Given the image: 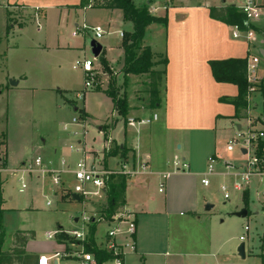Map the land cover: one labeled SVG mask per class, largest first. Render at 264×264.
<instances>
[{
    "label": "crops",
    "instance_id": "obj_1",
    "mask_svg": "<svg viewBox=\"0 0 264 264\" xmlns=\"http://www.w3.org/2000/svg\"><path fill=\"white\" fill-rule=\"evenodd\" d=\"M88 1L8 0L9 9H0V40L3 38L0 44L4 47L2 55L7 61L11 55H19L23 67L19 73L7 70L6 79L15 82L16 85L12 88L17 89H8L6 92L57 91L60 99L67 92L72 94L70 101L74 102L70 106L74 116L70 122L61 124V136L50 142L46 139L29 142L25 145V150L30 151L29 157L22 154L15 161L11 160L6 144L3 162L6 170H11L14 175L17 167L36 157L42 159L48 170H71L82 158V153L75 148L81 147L85 152H92L96 156L102 150L106 133L111 130L115 149L108 165L116 167L119 162L128 161L138 170L136 175L125 182L123 193L124 207L134 214L136 222L135 251L126 257L124 264H242L249 257H260L264 264L262 254H254L245 240H239L243 236L241 232L245 236L249 232H244V227L247 226L245 218L233 216L234 213L246 210V218L251 215L264 223V179L254 178L242 193L231 191L230 199L233 200L228 203L221 196L223 202L215 212L216 204L212 197V191L220 193V184L228 183V178L221 175V162L228 160L222 154L220 141L225 142L236 132H246L248 116L257 119L253 125L254 130L264 131V92L252 96L253 98L249 96L248 99L246 93L245 105L239 109L223 103L221 99L234 100L238 96V89L233 84L215 82L208 64L210 61L259 56V50L264 48V25L261 19L250 23L255 30H251L249 40L244 37L234 39L233 27L211 19L210 10L229 6L238 8L240 5H237H242L245 0L230 3L227 0H213L212 3L209 0H131L135 8L144 7L148 13H153V17H166L165 25L154 23L148 26L141 41L142 47L149 48L154 55L166 60L165 66L157 64L152 69L165 73L158 88L159 101L155 108L149 110L132 103L136 76L125 75L123 71L122 43L125 34L133 31L132 23L125 21L122 11L118 9L85 8L84 2ZM89 9L102 15V25L86 22V11ZM262 11L264 12V6ZM83 24L100 27L104 35L94 39L91 34L80 31ZM75 31H78L77 36H73ZM92 41L101 47L96 58L100 62L96 70L101 76L99 85L91 91L104 95L105 108L109 106L114 110L116 107L107 91L115 87L117 79H122L121 90L126 97L125 117L118 114L116 119L111 120L110 126H107L109 113L97 122L98 119L93 114L84 106L77 107L75 102V99L83 100L87 90L84 89V74L81 70L74 69V65L81 59L91 60L94 64V59L85 57L86 44L89 42L90 48ZM29 50L37 52V59L33 55L24 56L23 51L26 53ZM27 59L33 61L34 69L31 73L33 77L29 79L27 67L24 66ZM101 60L105 62L109 72H102ZM159 60L161 58H154L156 62ZM69 66L73 71L79 70L84 76L80 89H75L65 76L64 70ZM262 79H259V83L264 91ZM147 112H150V116H144ZM80 113L85 116L82 119L83 128L72 124L73 119L79 120L77 116ZM154 115L157 116L156 120L153 119ZM130 121L133 122V127L128 125ZM95 122L97 126L94 128ZM155 134L159 135V143H156L158 141ZM171 147L173 150H170ZM121 148L124 149V158L117 151ZM174 158L185 162L188 170L174 173ZM211 158H216L218 162L215 166L218 175L209 178L210 185L205 188L200 181ZM241 162L240 155L235 163ZM141 164L146 165L147 171L139 172ZM166 174L169 176L163 181L162 176ZM46 177L51 180L49 175L39 173L28 179L34 181L36 188L45 191L43 185ZM64 178L70 180L69 176ZM25 180L24 191L27 190V177ZM162 182L163 190L159 192ZM3 185H0L4 231L1 251L7 252L13 248L14 235L24 232L25 253L33 256L36 264L39 256L50 258L56 264V253L70 252L59 241V235L79 230L80 222L74 218L73 223L67 227L61 225L47 230L42 246L36 243V232L18 225L21 210L6 208V200L10 201L11 198L2 195ZM237 194L240 196L238 201L234 200ZM59 201L68 204L77 202L81 211L83 210L79 198L75 200L73 196L61 194ZM46 205L51 206V203L48 201ZM206 205H211L212 208L206 211ZM92 209L94 206L87 204L86 211ZM99 226L101 225L96 227L93 237L94 245L102 242L103 234L98 233ZM55 231L61 233L53 239L46 238L48 233ZM241 244L245 249L244 260L236 252ZM73 262L75 261L65 260L60 264H74Z\"/></svg>",
    "mask_w": 264,
    "mask_h": 264
},
{
    "label": "built area",
    "instance_id": "obj_2",
    "mask_svg": "<svg viewBox=\"0 0 264 264\" xmlns=\"http://www.w3.org/2000/svg\"><path fill=\"white\" fill-rule=\"evenodd\" d=\"M257 1L258 0H245L243 4L237 8L240 13L245 16L249 26H251L250 23L259 18L261 12V7ZM92 4L93 0H89L85 8H91ZM0 9H9L8 0H0ZM79 29L87 34H91L94 39H99L104 35L100 27H92L83 24ZM77 35L78 31H75L73 36ZM119 35L123 38L122 33ZM232 36L234 39L244 37L249 40L252 36V32L251 30L241 31L238 27L234 26ZM261 62L263 61L260 56H250L247 59V99L254 88L260 84L259 79H257V71ZM92 63L91 60L81 59L77 60L74 65V69L81 70L85 76V90H92L98 86L94 80ZM117 111L116 108L112 111L111 120L115 119L118 115ZM153 119L156 120L157 116L154 115ZM246 123V132H236L226 144L227 152H232L234 148H238V153L242 157V162L239 164L231 161L221 162V175L224 178H228V183H222L219 186V192L225 202L230 200L231 191L242 193L248 188L250 182L254 178L264 179V152L261 156L257 154L258 142L264 141V131L254 130V123L251 116L247 117ZM72 124L83 128L84 123L82 119H73ZM128 125L131 127L134 126L132 121L128 122ZM83 135H85V132ZM75 149L82 153V158L74 164V168L71 170H48L44 167L40 157H36L19 166V168L15 170V173L19 175V192L22 193L26 189L25 178L31 177L37 173L43 176L49 175L53 185L61 189L65 188L64 184L67 182L64 176H69L72 188L71 190H66L67 195L69 197L73 195L78 196L79 201L82 203L83 210L77 218V221L80 222L79 230L65 234L72 240L71 243L67 244L63 242L65 248L67 250L69 249L70 252L56 253L54 255L56 264H60L65 260L75 261L77 264H124L126 257L135 251L136 222L134 214L122 205L118 207L112 215L108 216L107 197L110 186L114 184L116 180L123 179L127 182L128 179L138 173V170L135 168V165L128 161H121L116 167H110L108 165L115 149L111 130H108L104 137L100 154L94 156L92 152H85L81 147ZM243 150L245 154H242ZM217 163L216 158L209 159L206 172L200 181L203 187H209V178L218 175L215 171ZM1 166L2 164H0V173L4 171ZM172 166L174 173L188 170L187 164L178 158H174ZM139 169V172L147 171L145 164L139 165ZM168 176L169 174L163 175V181H165ZM163 186L164 183L162 182L159 186V192H162ZM87 204L93 205L94 209L86 211ZM93 225L95 226V231L98 225H104L106 227L102 242L99 245L92 246L94 250L104 252L110 256L100 263L97 262L93 253L86 251L89 227ZM248 230V226H245L244 232L246 233ZM60 233L59 231L48 233L46 238L53 239ZM239 240L244 241L245 235L241 236ZM37 264L53 263L50 261V258L39 256Z\"/></svg>",
    "mask_w": 264,
    "mask_h": 264
},
{
    "label": "rangeland",
    "instance_id": "obj_3",
    "mask_svg": "<svg viewBox=\"0 0 264 264\" xmlns=\"http://www.w3.org/2000/svg\"><path fill=\"white\" fill-rule=\"evenodd\" d=\"M213 0H209L212 3ZM216 1V0H214ZM221 1V0H220ZM234 0H227V3L233 2ZM261 1V0H260ZM259 6L262 8L264 6V0H262ZM241 4H238L239 6ZM142 8V7H141ZM144 8V7H143ZM152 15L153 13H148ZM86 22H90L96 25H102L103 19L102 15L96 10H87L86 11ZM259 18L261 19L264 25V12H260ZM258 18V19H259ZM11 23V22H10ZM1 24L2 18H0V33H1ZM253 30L254 27H252ZM125 29V28H124ZM126 31V29H125ZM127 34H125L123 41L127 38ZM0 41H3L1 38ZM2 44V42H0ZM0 44V164H2L1 168L5 171L0 173V185L4 184L2 187V195L5 198H11L10 201H7L6 208H15L21 210V213L18 216L17 223L18 225L24 227L25 229L32 230L36 232V243L40 245H44V234L49 229H56L58 226L63 225L67 227L68 225L73 223L74 218H78L81 212V206L77 202L62 203L60 202L61 194H65L67 196L66 190H71L72 185L69 180L66 182L65 188L61 189L54 186L51 180L46 177L44 181L45 191L40 188H36L34 186V181L31 182L27 178V190L23 193L19 192L20 182L18 181V174H11V170H6V166L4 165L5 160V147L7 144V151L11 158V160L15 161L22 154H27L28 157L30 154L29 150H25V145H28L29 142H40L42 139H46L47 141L55 140L57 137L61 136V124L70 122L71 118L74 116L72 108L70 106L74 105L73 101H70L71 95L69 93H65L63 98L60 99L59 93L57 91L53 93H44L37 91H29L17 93V91H13V93L8 94L6 90H16L17 88H12L9 79L7 77V70H12L13 72L19 73L23 69L21 67L22 62L19 58V55L10 56V58L5 60L3 54V46ZM24 56H39L36 51L29 50L25 53L23 51ZM85 57L87 59H94L95 62L93 64V73L95 83H100L99 77L101 74L97 73V66L100 62L96 61V58L93 57L91 53V49L89 48V42L86 44L85 48ZM100 61V58H99ZM155 64L158 62L152 60ZM27 67V78L29 79L32 76L33 61L26 60L24 62V66ZM102 72H109L107 67H101ZM161 68V67H160ZM264 68V63L258 68L257 71V79L263 78L262 72ZM111 71V70H110ZM112 72V71H111ZM65 76L67 80H69L72 86L75 89H80L81 83L84 80V76L82 77V73L78 71H73L70 66L64 70ZM264 74V72H263ZM131 75V74H129ZM136 76V86L135 91L132 94V103L135 106L142 107V109L151 110L152 107L148 105L150 89L148 85L149 77L147 75H133ZM262 79V80H263ZM121 80L117 79L115 81V87L108 93H113L117 95V98L122 99L124 96V92L121 90ZM99 85V84H98ZM114 86V85H113ZM116 86H119L117 88ZM93 90V89H92ZM116 92V93H115ZM264 92L263 89L260 88V84L257 85L253 92L250 93V97H255L256 94ZM75 95V94H74ZM253 96V97H252ZM126 98V97H125ZM250 98V99H251ZM68 99V100H65ZM106 102L104 95L101 93H96L91 90H87L84 94L83 100H76V105L79 108L82 106L90 113L93 114L98 120L104 119V117L108 114L109 122L107 126L111 125V114L113 109L111 110L109 106L105 108ZM64 102V103H63ZM137 108V110H140ZM150 116V112L145 113L144 116ZM83 114L80 113L77 117L79 119H83ZM117 116L115 117V119ZM119 119V118H118ZM117 119V120H118ZM253 123L255 124V117L251 118ZM259 120V119H258ZM97 122L93 123V127L97 126ZM100 125V123L98 124ZM155 138L159 143V135L155 134ZM232 138V137H230ZM229 138V139H230ZM228 139V140H229ZM220 143L222 144V154L225 156V159L231 162H236L240 159V155L238 153V148H234L232 152L226 151V143L227 141ZM170 150H173L171 147ZM29 161V160H28ZM27 162V161H26ZM17 167L16 169H18ZM15 169V170H16ZM61 193V194H60ZM213 201L216 206L214 212L217 211L218 206L222 203L221 194L217 191H212ZM239 194L235 195L234 200H239ZM226 201V203L230 202ZM51 203V206H47V202ZM31 210H25L28 208ZM25 208V209H24ZM245 225L248 226L249 232L247 236H245V243L249 248L252 249L254 254H262V258L264 259V223L259 222L258 219H254L250 215V218H245ZM106 227L101 225L98 227V233L100 235H104ZM241 235L242 234L241 232ZM67 244V243H66ZM67 250V249H66ZM68 252V251H66ZM260 257H249L244 260L242 264H262L260 261ZM76 264L75 262H73ZM72 264V263H67Z\"/></svg>",
    "mask_w": 264,
    "mask_h": 264
},
{
    "label": "trees",
    "instance_id": "obj_4",
    "mask_svg": "<svg viewBox=\"0 0 264 264\" xmlns=\"http://www.w3.org/2000/svg\"><path fill=\"white\" fill-rule=\"evenodd\" d=\"M88 2H84L86 6ZM91 8L95 9H110L121 10L123 18L127 22H131L133 25V31L127 34V38L123 41L122 47L124 50L123 71L125 75H147L149 77V105L155 108L158 99V88L161 82V77L164 75V71L152 70L157 63H153L154 58H161L158 64L166 65V60L161 56L154 55L149 48L142 47L141 41L144 35L145 29L154 23L166 24V17L156 18L148 14L146 8H135L131 0H93ZM210 18L219 21L228 26H236L241 31L253 30L252 26H249L246 22L245 16L234 7L229 6L223 9H211ZM103 67L106 66L105 62L101 60ZM211 75L217 83L233 84L238 89V96L234 100L221 99L223 103L233 105L236 109L242 108L245 105L247 83H246V65L247 59H228L224 61H210L209 63ZM59 93V92H58ZM116 93V92H115ZM60 94V93H59ZM117 94V93H116ZM108 93L112 98L113 104L118 110V114L121 117H125L127 102L126 98H117V95ZM85 116H83L84 118ZM121 153L124 152L123 148L117 149ZM264 152V141L258 142V156H261ZM122 158L124 154L122 153ZM125 190V181L118 179L114 184L110 186V190L107 197V214L112 215L114 211L124 205L123 193ZM1 193H0V264H36L34 257L25 253L24 247L26 244V237L24 232H17L14 235L13 248L7 252H2L1 248L4 241V231L2 228V215L1 210ZM95 234V226L89 227L88 232V244L86 245V251L95 255L98 263L103 262L110 256L104 252L96 251L92 248L93 237ZM59 241L62 243H71V239L66 235H59Z\"/></svg>",
    "mask_w": 264,
    "mask_h": 264
},
{
    "label": "water",
    "instance_id": "obj_5",
    "mask_svg": "<svg viewBox=\"0 0 264 264\" xmlns=\"http://www.w3.org/2000/svg\"><path fill=\"white\" fill-rule=\"evenodd\" d=\"M90 49H91V53H92L93 57L97 58L99 56V54H100V51H101V47L99 46V44L96 43L95 41H92L91 44H90ZM258 53H259L260 58L264 62V48L260 49ZM10 84H11V86H15L16 85L15 82H12V81H10ZM242 152H243V154H245V151H242ZM73 198L75 200H78V196H76V195H73ZM211 208H212L211 205H206L205 206V210L206 211H209ZM233 216H235L237 218L244 219V218L247 217V211L246 210H241V211H239L237 213H234ZM236 252H237L238 257L241 260H244V258H245V249H244V245L243 244L238 246Z\"/></svg>",
    "mask_w": 264,
    "mask_h": 264
}]
</instances>
